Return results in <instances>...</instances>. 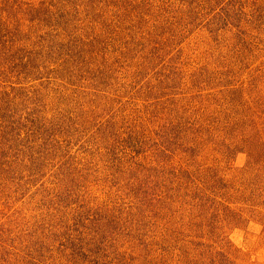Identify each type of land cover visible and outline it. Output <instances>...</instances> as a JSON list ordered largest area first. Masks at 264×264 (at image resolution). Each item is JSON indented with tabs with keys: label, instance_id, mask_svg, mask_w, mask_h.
I'll use <instances>...</instances> for the list:
<instances>
[{
	"label": "rangeland",
	"instance_id": "obj_1",
	"mask_svg": "<svg viewBox=\"0 0 264 264\" xmlns=\"http://www.w3.org/2000/svg\"><path fill=\"white\" fill-rule=\"evenodd\" d=\"M237 82L233 119L215 99ZM263 115L264 0H0V264H178L191 240L165 220L219 264H264V215L226 228L215 208L252 197L235 169ZM188 177L191 195L221 185L203 217ZM163 181L173 202L147 222L141 190Z\"/></svg>",
	"mask_w": 264,
	"mask_h": 264
},
{
	"label": "trees",
	"instance_id": "obj_2",
	"mask_svg": "<svg viewBox=\"0 0 264 264\" xmlns=\"http://www.w3.org/2000/svg\"><path fill=\"white\" fill-rule=\"evenodd\" d=\"M237 83L238 84H232V86H227L228 93L226 96H224V97L220 96L219 99H217V98L215 99V101H218V102H216V105L221 104L222 109L225 111V115L230 116L233 119H235L236 116L240 115L242 107L246 108V106L242 105V104L246 105V103H244V101H243L244 99L242 100V95L240 94L243 92V90H245V87L242 84V82H237ZM218 91H220V90H218ZM227 113H228V115H227ZM253 117H254V114H253ZM259 118L261 119V121H264V115L262 116V118L261 117H259ZM190 128H191L190 125L187 124L185 126L184 122L182 123V121L175 124V126L173 127L174 134H176V135H175V140H174L175 146L173 147V152L171 153L172 156H171L170 163H171V168L174 171L176 170L178 172V169L180 167H182V162L176 158L177 153H174V151H179L180 147H183V146H181V143H178L177 139L183 131L190 129ZM192 130H194V129H192ZM235 131H236V129L233 132H235ZM250 133H251V136H250V134L249 135L245 134V136L241 140L243 143L242 146H244V147L246 146V149H247V150L246 149H244V150H246V152H247V155H248L247 161L248 162L244 168L235 169V170L241 171V172H237L238 175L240 174V176L234 177V180H237L239 182V188L240 189H243V188L246 189L249 187V189L251 191L253 190V192H254L252 194L251 198H247L244 201V203H243L244 205L242 206V207H244L243 209L234 210L231 207L226 208L227 204H223L222 201H221V203H219V206L215 205L219 199L214 194L217 193L219 186H221L220 183L215 184V186H212L211 189L209 191L207 190L206 192H204L203 189L199 188L198 191H193V195H191V194H189L191 192H188L187 188H186V186L191 187L190 180H189L190 177H188V179H186L184 181L185 186L181 185L182 181L180 182L179 178H177L178 184H177L176 188L180 189V186L182 187V189L184 191V195L187 198L190 207L193 210L194 209L198 210L199 214L202 217L205 214H209L208 211L210 210L209 209L210 206H214V205H215V208L217 210H219L221 213H224L225 215H226V213L231 211L230 214L233 217V219L231 218L232 220L231 221L229 220L230 223L228 222L227 227L224 224L225 222L221 223V225L223 227H226V228H228V226H230V225H233V223L236 222L237 219H239V217H241V216H245V217L250 218L251 216L263 217V215H264V210H263V208H264V134H263V131L260 128V126L257 129H253V130L250 129ZM164 136H166V135L164 134ZM230 136L235 137L234 135H230ZM161 152L162 153L167 152V154H168V151L165 148H163ZM168 155H170V154H168ZM173 157L175 158L174 162H173ZM145 166L150 168L149 166H147V164ZM253 166H257L258 170L261 171V175H259V176L254 175V169L252 168ZM212 168H214V167H212ZM178 173H180V172H178ZM176 175L177 174H175V176ZM251 176H252V179L250 180ZM223 180L226 182V183L224 182L223 185L229 184V182L227 183V181L224 179L223 176H220V179L217 180L216 182H222ZM234 180H231V181L233 182ZM232 185L235 186V183L233 182ZM166 186H169V185L164 184V181H163V185H160V188H157L158 192H154V189H150L149 187H144V189L141 190V192L143 193V194L141 193L142 194V202L144 203V201H145V203H146L145 206L149 207L151 209L149 214H146V210L144 212V218L147 217V219H148L147 222H150L151 217L152 216L155 217L157 214H158L159 218L163 220L162 216H160L158 213V210L160 209V207H158V205H156L157 202L166 201L165 202L166 204L173 202L174 194L173 195L169 194L168 187H166ZM251 188H254V189H251ZM178 197L185 199L184 197H182L180 195ZM197 203H199V204H197ZM219 207H220V209H219ZM225 217L224 218L221 217V218L224 220ZM168 223H171V222H168V220H165L163 226H161L159 228L158 232L162 233L165 230V233L166 234L168 233L172 237V239L184 237V238L191 240L190 241L191 247L189 248V250L186 253L184 251L185 255H184L183 259H182V256H180L181 254H180L179 247L175 248L176 252L177 253L179 252L177 254V257H175V258H177L176 261L178 264H180V263L181 264H219V260H217L218 255H220L219 250H218L219 248L213 247V245H214L213 241L208 242V244H206V246H205L204 240H203L199 243L200 244L199 245L198 244V237H195V236L193 237L194 232H193V234L184 232L183 228L177 224L176 220H174L173 224H176L175 226H177V227L168 228L167 227ZM147 224L149 225V223H147ZM163 235H165V234H163ZM166 239L167 240L165 241V243H168L167 244L168 252H172V248H171V243H172L171 241L172 240H170V238H167V237H166ZM201 246H203V247H201ZM115 258L118 260V256H115ZM113 259H114V257H113ZM123 262L125 264H131L130 262H128L127 259H124ZM123 262H121V263L123 264ZM110 263L115 264V262H110Z\"/></svg>",
	"mask_w": 264,
	"mask_h": 264
}]
</instances>
